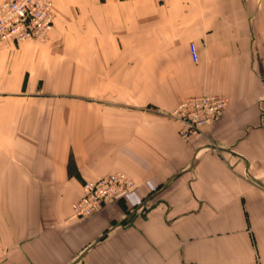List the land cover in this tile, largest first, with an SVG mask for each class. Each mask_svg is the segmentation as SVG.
Returning a JSON list of instances; mask_svg holds the SVG:
<instances>
[{
    "label": "crops",
    "instance_id": "obj_1",
    "mask_svg": "<svg viewBox=\"0 0 264 264\" xmlns=\"http://www.w3.org/2000/svg\"><path fill=\"white\" fill-rule=\"evenodd\" d=\"M53 2L46 43L0 45L2 264H264V0ZM202 95L229 104L184 140Z\"/></svg>",
    "mask_w": 264,
    "mask_h": 264
},
{
    "label": "built area",
    "instance_id": "obj_2",
    "mask_svg": "<svg viewBox=\"0 0 264 264\" xmlns=\"http://www.w3.org/2000/svg\"><path fill=\"white\" fill-rule=\"evenodd\" d=\"M55 23L53 0H4L0 4V45L5 42L22 44L48 41ZM195 61L198 60L192 47ZM228 99L218 96L190 97L183 100L168 116L177 121L179 135L184 140L201 135L203 128L219 121L228 106ZM134 182L122 172L86 181L82 195L73 206V214L87 218L96 214L107 200L123 196ZM7 250L0 244V264Z\"/></svg>",
    "mask_w": 264,
    "mask_h": 264
},
{
    "label": "bare ground",
    "instance_id": "obj_3",
    "mask_svg": "<svg viewBox=\"0 0 264 264\" xmlns=\"http://www.w3.org/2000/svg\"><path fill=\"white\" fill-rule=\"evenodd\" d=\"M246 1H249V0H246ZM202 96H204V95H202ZM207 96H218V95H207ZM198 97H199V96H198ZM218 97H225V96H218ZM225 98H227V97H225ZM227 99H228V98H227ZM227 101H228V103H229V99H228ZM173 111H174V110H173ZM173 111H172V112H173ZM170 113H171V112H170ZM222 115H223V114H222ZM221 117H222V116H221ZM210 126H212V125H210ZM206 127H208V126H206ZM206 127H204L203 130H204ZM203 130H202V131H203Z\"/></svg>",
    "mask_w": 264,
    "mask_h": 264
},
{
    "label": "rangeland",
    "instance_id": "obj_4",
    "mask_svg": "<svg viewBox=\"0 0 264 264\" xmlns=\"http://www.w3.org/2000/svg\"><path fill=\"white\" fill-rule=\"evenodd\" d=\"M2 2H3V1H2ZM2 2H1V3H2ZM11 43L16 44V45H21V44H17V43H15V42H11ZM22 44H23V43H22ZM228 104H229V103H228ZM116 199H117V198H116ZM75 202H76V201H75ZM75 202H74V203H75ZM74 203H73V204H74ZM73 204H72V206H73ZM0 244L2 245L1 241H0ZM2 246H3V245H2ZM5 250H6V248H5Z\"/></svg>",
    "mask_w": 264,
    "mask_h": 264
}]
</instances>
